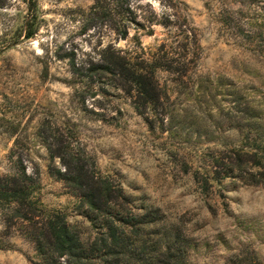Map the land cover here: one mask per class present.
<instances>
[{
  "label": "rangeland",
  "instance_id": "374dc122",
  "mask_svg": "<svg viewBox=\"0 0 264 264\" xmlns=\"http://www.w3.org/2000/svg\"><path fill=\"white\" fill-rule=\"evenodd\" d=\"M94 1L37 0L24 38L26 4L0 0V176L23 168L38 204L92 240L78 192L51 171L65 169L47 150L59 132L189 241V264H264V182L211 179L240 142L236 95L264 109V0H131L142 27L124 38L108 21L84 29ZM151 66L159 94L146 103L130 72ZM4 215L0 264H44Z\"/></svg>",
  "mask_w": 264,
  "mask_h": 264
},
{
  "label": "trees",
  "instance_id": "16d2710c",
  "mask_svg": "<svg viewBox=\"0 0 264 264\" xmlns=\"http://www.w3.org/2000/svg\"><path fill=\"white\" fill-rule=\"evenodd\" d=\"M22 1L26 15L21 32L24 38H31L37 31V0ZM97 21L110 22L121 38L127 36L129 26L142 27L131 0H95L86 13L84 29ZM155 67L144 73L139 69L130 72L146 103L158 98ZM233 101L238 114L234 128L241 136L240 142L230 147L226 162L213 159L214 165L222 169L215 168L212 172L216 175L211 179L218 182L245 174L246 183L264 182V109H260L259 102L249 103L241 93ZM47 138L50 159L58 157L65 166L64 170L52 168V173L78 192L96 235L85 241L63 213L43 209L33 195L32 185L27 183L34 180L23 168L13 175L0 176L4 221L8 226L23 227V236L33 243L44 264H189V241L167 224L156 209L138 210L120 184L95 172L86 156L75 151L59 132L51 131ZM209 180L205 175L204 188L209 186Z\"/></svg>",
  "mask_w": 264,
  "mask_h": 264
}]
</instances>
